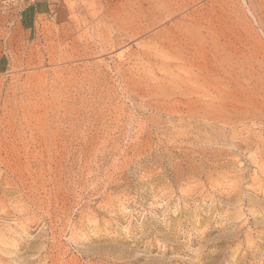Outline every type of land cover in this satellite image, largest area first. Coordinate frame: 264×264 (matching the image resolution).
Segmentation results:
<instances>
[{
	"label": "rangeland",
	"instance_id": "rangeland-1",
	"mask_svg": "<svg viewBox=\"0 0 264 264\" xmlns=\"http://www.w3.org/2000/svg\"><path fill=\"white\" fill-rule=\"evenodd\" d=\"M0 264H264V0L0 2Z\"/></svg>",
	"mask_w": 264,
	"mask_h": 264
},
{
	"label": "built area",
	"instance_id": "built-area-1",
	"mask_svg": "<svg viewBox=\"0 0 264 264\" xmlns=\"http://www.w3.org/2000/svg\"><path fill=\"white\" fill-rule=\"evenodd\" d=\"M0 2L8 7L12 6H22L27 3H34L36 0H0Z\"/></svg>",
	"mask_w": 264,
	"mask_h": 264
}]
</instances>
